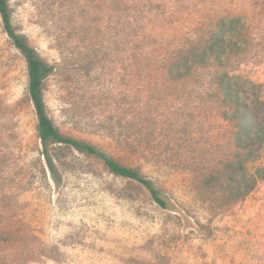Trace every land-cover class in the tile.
Listing matches in <instances>:
<instances>
[{
	"label": "rangeland",
	"instance_id": "374dc122",
	"mask_svg": "<svg viewBox=\"0 0 264 264\" xmlns=\"http://www.w3.org/2000/svg\"><path fill=\"white\" fill-rule=\"evenodd\" d=\"M10 20L52 66L45 111L63 134L151 179L74 147L43 158L24 55L0 17V264H264V181L228 188L234 124L216 76L256 85L264 102V0H9ZM239 15L246 46L171 79L169 62ZM264 166V145L247 170Z\"/></svg>",
	"mask_w": 264,
	"mask_h": 264
},
{
	"label": "trees",
	"instance_id": "16d2710c",
	"mask_svg": "<svg viewBox=\"0 0 264 264\" xmlns=\"http://www.w3.org/2000/svg\"><path fill=\"white\" fill-rule=\"evenodd\" d=\"M8 1L0 0V17L5 33L26 59L28 94L37 117L36 132L42 144L41 154L52 178L56 181L58 172L48 144L68 145L98 157L113 174L138 181L161 208H168L167 197L155 187L151 179L140 174L135 168L119 163L90 142L65 135L54 126L45 111L42 97L43 80L52 71V66L38 56L24 35L16 32L11 24ZM246 42L245 23L241 16L220 17L208 38L200 44L182 50L169 62L166 73L171 79H180L212 61L221 65L225 57L242 51ZM216 87L222 102L227 106L223 115L233 122L235 127L233 144L236 152L228 163L227 181L230 193L234 198L240 199L252 191L259 181H264V166L255 167L252 171L247 170V165L259 158L264 145V102L255 99L251 104L249 96L254 95L252 93L255 92L256 85L233 77L227 72L217 74Z\"/></svg>",
	"mask_w": 264,
	"mask_h": 264
}]
</instances>
